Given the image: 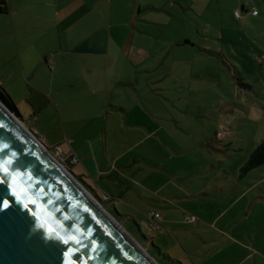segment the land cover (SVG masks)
Returning <instances> with one entry per match:
<instances>
[{
	"label": "crops",
	"instance_id": "0c3cea01",
	"mask_svg": "<svg viewBox=\"0 0 264 264\" xmlns=\"http://www.w3.org/2000/svg\"><path fill=\"white\" fill-rule=\"evenodd\" d=\"M0 5L3 8L0 13L11 22L17 44L15 51L2 54L0 66L6 68L12 63L22 71L18 79L30 88L27 98L33 118L44 129L63 134L52 142L55 145L62 142L63 156H77L74 164L85 175L102 179L109 199L126 204L127 187L116 186L118 182L133 181L131 171L142 163L158 170L147 174L156 178L154 184L158 188L147 197L137 189V196L149 203V213L161 215L155 231L160 236H170L174 243L177 241L191 264H264L263 223L254 230L249 227L247 238L219 232L203 216L192 214V221L180 219V214L209 193L205 185L201 188V183H196L194 175L186 174L188 162L195 161L184 153H191L192 147L173 146L174 135L179 138L183 135L175 130L172 117L164 116L163 112L158 115L146 105L147 100L153 103L152 92L147 94L151 79L146 77L162 67L164 58L175 47L195 46L185 31L182 41L175 36L177 31L169 35L163 29L164 22L144 17L150 6L141 0H0ZM153 7L160 10L162 6ZM243 7L246 9L247 5L240 2V9ZM154 26L160 28L152 29ZM229 32L222 29L218 36L227 43L228 52L232 39ZM218 53L226 61L225 54ZM160 54H163L161 62L149 63L151 56ZM49 58L53 60L52 67ZM167 73L168 70L156 80ZM140 78L144 79L142 86ZM144 89L149 99L140 97ZM163 99L161 102L158 99L160 105H164ZM32 127L31 124L29 128L36 134V128ZM160 134L159 142L155 135ZM39 139L45 144L44 136ZM161 144L169 146L164 148ZM154 147L164 151L163 160L148 155ZM179 151L185 152L179 155L182 153ZM175 168L184 171L183 177H175L186 188L176 184L170 175H176ZM195 185L198 188L193 190ZM150 222L147 219L148 229ZM199 250L202 251L198 253Z\"/></svg>",
	"mask_w": 264,
	"mask_h": 264
},
{
	"label": "rangeland",
	"instance_id": "374dc122",
	"mask_svg": "<svg viewBox=\"0 0 264 264\" xmlns=\"http://www.w3.org/2000/svg\"><path fill=\"white\" fill-rule=\"evenodd\" d=\"M141 1L150 6L144 17L161 20L166 24L162 26L163 29L169 35L177 31L175 36L181 41L182 32L185 31V35L195 44L193 47L187 44L175 47L164 58L162 67L146 77V80L151 79L149 87L143 86L148 89L147 94L151 95L152 92L153 96V103L150 100L146 102L148 108L158 115L163 112L164 116H171L175 130L183 135L182 138L174 135L173 146L192 147L189 154L185 151L178 153L189 155L195 161L191 164L188 162L186 174L194 175L196 183L208 189L209 194L201 201L197 198L199 202L196 201L195 206L183 215L180 214V219L184 222L193 215L198 218L203 216L219 232H231L249 238V227L254 230L261 223L264 225V165L254 167L244 174L241 170L252 150L264 141V0ZM240 2L246 4L248 10L240 9ZM159 5L162 6L160 10L153 7ZM252 9L256 10V14L251 13ZM236 10L240 12L239 18L234 16ZM158 28L154 26L152 29ZM222 29H229L232 35L229 52L227 43L218 38ZM16 49L11 22L5 14L0 13V58L3 53ZM218 52L225 54L226 61ZM162 58L163 54L151 56L149 63L161 62ZM15 65L11 63L6 68L0 66V85L9 94L26 127L29 129L32 124L37 136H44L48 151L70 170L67 160L61 156L62 142L57 145L52 143L63 134L48 131L41 126L40 121L34 120L27 98L30 88L18 79L22 71L15 69ZM167 70L163 79L156 80ZM143 82L144 79L140 78L139 85L142 86ZM145 93L146 89L140 97L149 99ZM158 99L160 102L163 99L164 105H160ZM130 121L133 122V118ZM226 132L229 134L226 135ZM161 136L155 135V138L160 142ZM164 145L161 144L165 148ZM171 152L175 151L171 149ZM148 155L161 160L165 158L164 151L157 147L148 151ZM140 165V168L131 171L130 176L135 178L133 181L120 180L116 183V186L127 187L125 201L129 206L116 198L104 199L108 193L104 181L98 179V176L93 178L85 175L77 164H72L70 168L92 197L110 211L159 264H191L177 241L174 243L170 236H160L155 229L147 228L151 207L149 203L139 200L137 189H141L142 196L151 195L159 185L154 184L156 178L151 179L148 173L158 170L149 165L143 166V163ZM178 169L175 168L176 175H170L176 184L186 188L175 177L184 176V171ZM197 188L195 185L193 190ZM196 242L200 243L199 240ZM193 254L190 252L191 257Z\"/></svg>",
	"mask_w": 264,
	"mask_h": 264
},
{
	"label": "water",
	"instance_id": "95a60500",
	"mask_svg": "<svg viewBox=\"0 0 264 264\" xmlns=\"http://www.w3.org/2000/svg\"><path fill=\"white\" fill-rule=\"evenodd\" d=\"M0 99V264H159Z\"/></svg>",
	"mask_w": 264,
	"mask_h": 264
},
{
	"label": "trees",
	"instance_id": "16d2710c",
	"mask_svg": "<svg viewBox=\"0 0 264 264\" xmlns=\"http://www.w3.org/2000/svg\"><path fill=\"white\" fill-rule=\"evenodd\" d=\"M243 10H248L247 8L244 9V7L242 8ZM3 8L0 5V11H2ZM0 89L3 91V93L9 98L10 97L8 95V93L2 88V86L0 85ZM260 165H264V141L260 142L250 153L247 161L243 164L241 170L242 173H246L247 171L253 169L254 167L260 166ZM71 166V164H69V167ZM76 176V175H75ZM78 178V176H76ZM79 179V178H78ZM80 180V179H79ZM81 181V180H80ZM82 182V181H81ZM83 183V182H82ZM108 200H109V196ZM107 210V209H106ZM108 211V210H107ZM110 212V211H109ZM150 253V252H149ZM150 255L152 256V254L150 253Z\"/></svg>",
	"mask_w": 264,
	"mask_h": 264
},
{
	"label": "built area",
	"instance_id": "2783aa9c",
	"mask_svg": "<svg viewBox=\"0 0 264 264\" xmlns=\"http://www.w3.org/2000/svg\"><path fill=\"white\" fill-rule=\"evenodd\" d=\"M251 13L252 14H256V10L255 9H252L251 10ZM234 16L236 18H239L241 16L240 15V12L236 10L234 12ZM47 61H48L49 66L52 67V65H53L52 58H49ZM61 156H63V155H61ZM63 157L65 158V160H67V163L68 164H71V165L74 164V163H76L77 160H78L77 156H75L74 154H69V155L63 156ZM104 199H106V200L108 199V197H107L106 194H105ZM148 219L151 221L149 223V225H148L149 229H154V228L158 227L157 220H160L161 219V215L158 212H152V213L149 214ZM186 220L187 221H192L193 220V217L192 216L191 217H187Z\"/></svg>",
	"mask_w": 264,
	"mask_h": 264
},
{
	"label": "snow or ice",
	"instance_id": "6c2138e0",
	"mask_svg": "<svg viewBox=\"0 0 264 264\" xmlns=\"http://www.w3.org/2000/svg\"><path fill=\"white\" fill-rule=\"evenodd\" d=\"M10 206V202L7 201V200H4L2 202H0V210L4 209V208H7Z\"/></svg>",
	"mask_w": 264,
	"mask_h": 264
},
{
	"label": "flooded vegetation",
	"instance_id": "af4514ba",
	"mask_svg": "<svg viewBox=\"0 0 264 264\" xmlns=\"http://www.w3.org/2000/svg\"><path fill=\"white\" fill-rule=\"evenodd\" d=\"M23 125L25 126V124L23 123ZM26 127V126H25ZM27 128V127H26ZM47 147V146H46ZM47 148H49V147H47ZM49 150V149H48ZM80 181V180H79Z\"/></svg>",
	"mask_w": 264,
	"mask_h": 264
},
{
	"label": "bare ground",
	"instance_id": "6f19581e",
	"mask_svg": "<svg viewBox=\"0 0 264 264\" xmlns=\"http://www.w3.org/2000/svg\"><path fill=\"white\" fill-rule=\"evenodd\" d=\"M97 201V200H96ZM98 202V201H97ZM101 205V204H100ZM103 207V206H102ZM142 248V247H141ZM143 249V248H142Z\"/></svg>",
	"mask_w": 264,
	"mask_h": 264
}]
</instances>
